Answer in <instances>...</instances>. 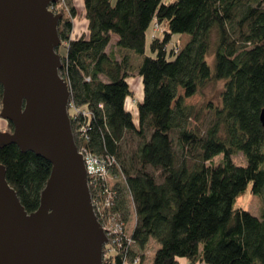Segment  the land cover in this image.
<instances>
[{
    "label": "trees",
    "instance_id": "1",
    "mask_svg": "<svg viewBox=\"0 0 264 264\" xmlns=\"http://www.w3.org/2000/svg\"><path fill=\"white\" fill-rule=\"evenodd\" d=\"M60 3L76 145L115 159L105 213L124 237L104 263L145 264L153 239L152 264H264V209L235 206L249 188L264 194V0H83L88 27L78 36L75 0ZM175 35L188 36L184 46L169 47ZM114 37L118 58L108 51ZM133 74L144 90L136 114L127 107ZM219 81L220 105L187 103ZM0 163L22 206L36 211L51 163L15 144L0 147Z\"/></svg>",
    "mask_w": 264,
    "mask_h": 264
},
{
    "label": "water",
    "instance_id": "2",
    "mask_svg": "<svg viewBox=\"0 0 264 264\" xmlns=\"http://www.w3.org/2000/svg\"><path fill=\"white\" fill-rule=\"evenodd\" d=\"M59 0H0V147L15 144L51 163L39 207L28 212L0 163V264H105L109 238L94 212L85 159L61 75ZM264 126V111L261 114Z\"/></svg>",
    "mask_w": 264,
    "mask_h": 264
},
{
    "label": "rangeland",
    "instance_id": "3",
    "mask_svg": "<svg viewBox=\"0 0 264 264\" xmlns=\"http://www.w3.org/2000/svg\"><path fill=\"white\" fill-rule=\"evenodd\" d=\"M61 1V0H60ZM114 2H116V0H114ZM66 6V4L64 5ZM54 11V10H53ZM55 12V11H54ZM68 12V10H66V13ZM56 13V12H55ZM87 19L86 16L80 15L77 16V18L75 19V26H76V30L79 33H84L85 30H87ZM188 37V36H187ZM116 37L113 38L111 44L108 46V51L111 52L116 58H118L121 54L120 48L116 47ZM185 43V39L181 38L179 35H175L173 37L172 42L169 43V47H173L175 44H177L178 46H183ZM64 49H62L61 51H63ZM132 57V65L135 66L136 64H138V56L135 57L134 55L131 56ZM140 58V57H139ZM214 59V55L211 54L208 57V61L209 63H212ZM140 60V59H139ZM212 69H214L215 65L211 64ZM130 86H131V90H133L134 92V97L131 98V100H128V109L133 112V113H137L136 112V105H137V100L141 98V95L143 94V87H142V79L137 78L136 75H131L130 76V80H129ZM224 86H223V81H219V82H213L211 84H208L207 88L203 90V92L201 94H198L197 96L191 97V98H187V103L190 105H194V106H200L203 109H206L207 111L212 108L215 105H220L221 102V92L223 90ZM182 94V92H181ZM143 97V96H142ZM206 110L203 111L202 113V120L207 121L205 113ZM220 158H217L216 161H219ZM234 161L237 164H244V157L243 155H238L234 157ZM236 207L238 208H242L245 211H250L253 215L258 216L260 214V212L264 209V194L263 196H255L254 194H252L251 189L249 188L246 193L242 196H240V198L236 201ZM135 221L134 219H131V221L128 223L129 224V229L131 230L132 228H134L135 226ZM160 248V245L157 244V242L153 239H151V241L148 243V248H147V261L145 262V264H152L153 263V259H154V253Z\"/></svg>",
    "mask_w": 264,
    "mask_h": 264
},
{
    "label": "built area",
    "instance_id": "4",
    "mask_svg": "<svg viewBox=\"0 0 264 264\" xmlns=\"http://www.w3.org/2000/svg\"><path fill=\"white\" fill-rule=\"evenodd\" d=\"M59 3L60 0L57 4H52L50 9L53 10V7ZM60 4L65 5V0H61ZM159 29V25L155 24V30L158 31ZM0 119L2 118L0 117ZM84 133V128L81 127L79 130V136L82 137ZM79 150L83 155V159H85L94 212L109 238L108 242L104 245V259H107V257L114 255L116 244H119L124 237V225L115 218L116 216L112 217L105 213L106 209L114 205L113 199L115 198V192L112 193L109 188L104 187L105 185L103 181L110 178V168L114 165L115 159L110 158L109 156L99 158L90 151H87L86 148H79ZM139 260L140 259L138 258L135 264H138Z\"/></svg>",
    "mask_w": 264,
    "mask_h": 264
},
{
    "label": "crops",
    "instance_id": "5",
    "mask_svg": "<svg viewBox=\"0 0 264 264\" xmlns=\"http://www.w3.org/2000/svg\"><path fill=\"white\" fill-rule=\"evenodd\" d=\"M75 4L77 5V9H78V12H79V14L80 15H83L84 14V10H85V7H84V4H83V0H75ZM78 14V15H79ZM77 18V17H76ZM75 18V19H76ZM75 19H74V22H73V26H74V32H73V35L74 36H78V35H81V34H83V33H79V32H77V30H76V26H75ZM85 32H86V30H85ZM181 38H184L185 39V43L187 42V40H188V37L186 36V35H184L183 37H181ZM117 40V39H116ZM184 43V44H185ZM184 46V45H183ZM142 96H143V94L141 95V98L140 99H138L137 101H141L142 100ZM127 107H128V105H127ZM0 109H1V107H0ZM8 122H6V121H4L3 119H0V130L1 131H7L8 129ZM180 264H188V262L185 260V259H182V261L180 262Z\"/></svg>",
    "mask_w": 264,
    "mask_h": 264
}]
</instances>
